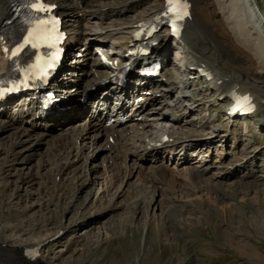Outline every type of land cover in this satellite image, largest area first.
Returning <instances> with one entry per match:
<instances>
[{"label":"bare ground","instance_id":"1","mask_svg":"<svg viewBox=\"0 0 264 264\" xmlns=\"http://www.w3.org/2000/svg\"><path fill=\"white\" fill-rule=\"evenodd\" d=\"M15 1L0 0V78L10 70L8 51L12 48L13 39L17 41L20 36L19 25L13 10ZM81 1V8L86 9L89 4L88 0ZM186 1L189 4V15L183 21L181 37L176 41L177 46H180L187 55L188 60L183 65L185 69L182 71L186 76L185 88L187 85L192 86L191 82H195L194 85L201 82L203 87L208 86L211 89L213 95L218 94L215 100L219 106L226 102L228 96L232 94L247 95L254 105V114L258 113L264 106V0L262 1V9L255 0ZM163 6L164 0H161L160 10L150 20L164 19L162 16ZM69 10L68 6L61 7L60 13L65 15L68 14ZM74 11H76L75 15H71L70 20H68L74 24H70L69 27L74 26L76 28L82 22L87 24L92 16L105 17L102 15L103 13L97 14L78 9ZM133 30H135V26ZM163 32H166L167 36L173 39L168 29H163V31L159 30L146 40L147 42H158L157 46L153 47L151 54L154 58L167 62L166 49H162L165 40V36L161 35ZM131 43L132 40L126 44L125 52L122 54L113 53L109 55L103 52L111 63L108 65L101 61L99 51H102L103 47L99 43L92 44L87 39L82 40V38L75 41L74 46H71L75 61L69 71L64 74V77L60 76L62 81L56 85L58 92L69 94L68 98L64 100L66 102L69 99L67 106H72L75 103L74 100L81 98L85 91L94 87L107 76L114 74L123 63L130 61V58H125V54L133 48ZM89 58L93 59V63L88 68L85 64ZM172 64L174 65L171 62ZM174 66L177 67L176 64ZM197 67H203L207 73L213 76L212 80L206 82L204 78L198 77ZM186 68H193V70L186 72ZM165 69L169 71L168 66H165ZM170 72L173 73L171 70ZM152 83L154 88L150 89V93L142 95L144 102L139 104L137 108L128 111L127 121L129 120V124L127 126L121 128L104 127L101 122L97 121V117H101V113L98 115L90 114L89 120L85 118L83 123L72 126L73 128L64 129L63 135L54 137L52 140L48 138H51L55 124L72 116V109L62 111V113L58 111L45 119L43 121L45 124L32 119L31 124L26 125V120L31 117L24 114L19 115L18 112L12 114L7 107H0V144L7 139L4 145H0L2 147H0V156L4 154L3 151L5 152V156L0 159V178L7 168H15L13 170L15 172H12L11 175L16 178L18 184H34L40 179L42 180V189L46 190L47 181L59 178L56 184L61 188L68 182H73L78 187L79 192L86 189L82 195V203H87L93 197H96L98 202H102L104 195L110 188L103 186L100 192L89 189L95 184L94 178L100 170L108 177L109 185L107 186L112 185L114 181L120 179L121 174H124L128 181H124L123 190L117 194L121 201L118 203L111 202L107 205L102 210L104 214H115L122 208L127 210L132 201L133 203L137 202L138 204L134 205L137 207V212L133 213L135 234L141 231H149L151 226L156 225L157 230L165 232L167 238L166 216L172 215L174 211L181 214L180 210L184 208L177 206L176 198L178 195L188 198L198 193L203 195H206V192L207 194H215V197L210 198L212 199L211 203L204 200L203 203H200L198 198L195 199L197 203L194 201L198 207L199 204L203 205L208 213L215 209L216 203L221 202L225 195L235 193L239 187H248L251 180L257 179L256 172L252 167L258 158L264 157L263 150L261 155L258 153L249 161L239 164V167L247 172L245 175L243 172L242 176H236L233 170L228 169L232 165L231 163L222 165L216 174H209V168L200 164L198 169L185 166L181 168L194 155L201 158V161L197 163L203 164L204 153H210L211 144L214 141L211 144L209 140L206 141L205 139L192 141L188 133L185 137L189 138L187 141L183 140L184 137L181 139L179 136L177 137L176 129L175 132L177 133H174L170 127L176 125L177 121H182L181 118L189 119L190 112L196 113L195 101L193 102L185 93L176 99L173 98L171 94L176 88L178 89L174 80H165L161 77L153 80ZM74 88L76 90L70 93L71 89ZM180 88L179 86V90ZM185 88L182 89L183 92ZM199 94L202 95L203 93ZM223 95L224 97H222ZM158 104H164L165 110H168L167 113L163 114L156 111L154 107ZM200 105L202 104L200 103ZM16 107L21 108V106ZM64 115L67 116L62 118ZM194 120L200 121L198 118ZM197 125L195 123V126ZM196 130L194 134L198 133ZM224 131L223 126H217L212 130V137L215 140H223L226 137L224 136L226 131ZM91 132L94 133L93 136L90 135ZM166 138L167 141H165ZM89 139L92 141L91 143H94L92 145L97 147L99 144L97 150L105 152L99 153L97 158L107 159L104 161L108 164L107 169H104V166L102 168L98 164H94L89 156L84 155L87 146L86 140ZM110 139L113 140V143H110ZM101 140L105 141L104 146L100 143ZM43 145H47L46 155L38 162L36 179L33 178L34 174L25 173L24 170L16 168L18 165H26L35 155L36 149H41ZM195 149H198L197 154H195ZM222 155L221 153L220 156ZM262 161L264 162L263 159ZM166 162H170L173 168L170 169V165H166ZM117 165L122 168L123 172L121 169L116 170ZM262 169L259 180L264 179V165ZM43 170H47L48 173L46 175L41 173ZM65 177L68 178L65 179ZM228 180L232 181L230 185L226 183ZM182 187L184 191L181 190ZM17 196H19L18 193ZM80 221L78 219L74 227L72 225L62 228V233L60 232L55 240L59 242L64 240V247H69L70 237H73L76 229L81 226ZM95 238H98V235H95ZM141 241V247L138 250L143 253L146 237ZM1 244L5 246H1L2 248H8L7 244ZM41 248L42 246L34 248L36 255L31 256L33 262L52 264L48 259L41 256ZM19 249V247L18 249L10 247L8 253L0 250V264H30L26 261L28 258L25 260L22 257V251ZM140 253L137 256V264H140Z\"/></svg>","mask_w":264,"mask_h":264},{"label":"rangeland","instance_id":"2","mask_svg":"<svg viewBox=\"0 0 264 264\" xmlns=\"http://www.w3.org/2000/svg\"><path fill=\"white\" fill-rule=\"evenodd\" d=\"M55 1L62 4L60 0ZM262 1L255 0L260 9L263 8ZM88 3L86 9L82 8V10L103 13L105 17L92 16L87 24L82 22V25L79 24L80 26L76 28L69 27L74 22L70 23L68 20L71 15H75L74 11L69 10L68 14H65L67 16L65 27L69 32L70 40L75 42L82 38L92 44L99 43L104 51H110V55L113 53L118 55V52L123 49L122 53H124L126 44L131 41V32L136 26L134 24L149 21L161 8V0H88ZM63 5H66L65 2ZM161 35L165 36L162 44V49H166L167 52L165 64L169 65L173 72L166 78L174 80L178 85V89L176 88L171 95L175 99L183 96L184 93L187 96V92H190L189 87H193L192 101H195L194 104L197 107L196 113L190 112L189 119L181 118L182 121H177V124L170 128L174 130V133H180L176 136L180 139L184 137V141L189 140L185 138L187 133L192 141L205 139L209 140L210 144L214 141L211 144L210 153H204L203 164L197 163L201 161V158L194 155L187 164H182L181 168L185 166L198 169L200 164L209 168V174H216L222 165L231 163L228 169L233 170L236 176H242L243 172L245 175L247 172L240 168L239 164L264 152V106L254 117L240 119L235 123L229 124L219 115L216 120V115L221 109L217 108L219 104L214 99V95L206 90L201 82L195 85V82H191L192 86L187 85L185 88L186 76L182 73L181 66L188 61L187 55L170 36H167L166 32ZM91 60V63L90 60L86 61L85 65L88 68L93 63V59ZM171 62L177 67L171 65ZM182 67L185 69L184 66ZM183 88H185L184 92ZM201 92L202 95L199 94ZM198 99H201L204 104L200 106V101L196 102ZM207 106L211 117L205 111ZM154 109L158 112L163 111V114L168 111L165 110L164 104H158ZM70 117L60 121L58 125L55 124L49 140L63 135L66 129L84 122V120L81 122ZM196 118L200 121L196 122L194 120ZM195 123L199 125L195 126ZM217 126L225 128V139L215 140L212 137V130ZM195 130L197 134H194ZM90 135L93 136L94 133L91 132ZM6 141L7 139L1 144L4 145ZM91 142L90 139L86 140L84 155L89 156L94 164L107 169L108 164L104 162L107 159L97 158L99 153L105 152L97 150L99 144L96 147ZM100 143L103 146L106 144L103 140ZM110 143H112L111 140ZM46 146L36 149L35 155L26 165H18L16 168L24 170L25 173L34 174L33 178L36 179L38 162L46 155ZM194 151L197 154L198 149ZM3 153L0 159L5 156L4 151ZM221 153L222 156H220ZM262 159L264 160L262 156L258 158L252 167L257 179L251 180L248 187H241L244 190L239 187L235 193L225 195L221 202L216 203L215 209L208 213L203 205L199 204L198 207L195 199L198 198L200 203L210 202L212 200L210 198L215 197V194L198 193L188 198L178 195L177 206H183L185 209L181 208V214L174 211L172 215L166 216L168 238L165 232L157 230L156 225L151 226L149 231L135 234L133 213L137 212V207H134L138 204L137 202L132 201L127 210L122 208L115 214H104L102 210L107 205L121 201L117 194L123 190L124 181H128L124 174H121L120 179L114 181L112 185L107 186L109 185L108 177L100 170L102 174L99 172L95 176V184L89 189L100 192L103 186L110 187L107 194L104 195L102 202H98L96 197H93L89 202L82 203V195L86 189L79 192L73 182H68L61 188L56 184L58 178L47 181V189L43 190L42 180L39 179L34 184H18L16 178L11 175L15 172L13 171L15 168H7L0 178V242L7 244L8 248H2L1 246H5L0 243V250L8 253L10 247L16 249L19 247L22 257L25 260L28 258L26 261L30 264H36V262H33L31 256L29 257L27 249L31 251L36 246H42L41 256L52 264H137V256L140 253L138 249L141 247V240L146 237L144 252L140 253V264H264V183H262L264 179H258L263 171ZM165 164L170 165V169L173 168L170 162ZM120 169L122 170L117 165L116 170ZM41 173L46 175L48 172L43 170ZM231 182L228 180L226 183L230 185ZM181 190L184 191V188L182 187ZM29 193L32 195L30 196ZM78 219L81 220V226L76 229L74 236L70 237L69 247H64V240L59 242L55 240V237L59 235L62 228L72 225L74 227ZM95 235H98V238H95Z\"/></svg>","mask_w":264,"mask_h":264},{"label":"snow or ice","instance_id":"3","mask_svg":"<svg viewBox=\"0 0 264 264\" xmlns=\"http://www.w3.org/2000/svg\"><path fill=\"white\" fill-rule=\"evenodd\" d=\"M168 3L172 5L173 8H176L180 4V0H168Z\"/></svg>","mask_w":264,"mask_h":264}]
</instances>
